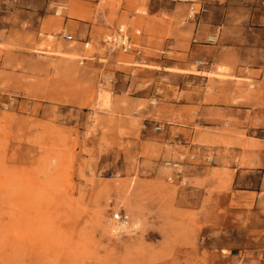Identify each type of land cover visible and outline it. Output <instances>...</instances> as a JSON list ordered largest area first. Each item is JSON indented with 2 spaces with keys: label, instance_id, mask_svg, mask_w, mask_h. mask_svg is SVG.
<instances>
[{
  "label": "rangeland",
  "instance_id": "374dc122",
  "mask_svg": "<svg viewBox=\"0 0 264 264\" xmlns=\"http://www.w3.org/2000/svg\"><path fill=\"white\" fill-rule=\"evenodd\" d=\"M152 1L0 0V264H264V167L234 181L227 168L234 148L264 151V140L248 138L264 139V128L241 131L232 119L204 127L160 103L201 83L166 68H182L176 62L187 61L190 29L211 5L237 6L232 13L246 17L248 7L263 15L264 0H157L173 10L158 16ZM122 7L136 16L126 11L113 24ZM73 8L82 16H71ZM105 9L109 28L76 34L78 41L39 35L59 32L67 18L97 23ZM42 11L50 15L41 21ZM153 22L169 29L156 31ZM121 23L142 31L141 53L107 56L100 41ZM48 44L52 51L40 53ZM83 54L95 57L81 64ZM209 76V91L215 77L240 91L256 85L225 63ZM189 122L194 136L170 128ZM117 212L130 215L120 233L111 231Z\"/></svg>",
  "mask_w": 264,
  "mask_h": 264
},
{
  "label": "crops",
  "instance_id": "0c3cea01",
  "mask_svg": "<svg viewBox=\"0 0 264 264\" xmlns=\"http://www.w3.org/2000/svg\"><path fill=\"white\" fill-rule=\"evenodd\" d=\"M156 1L153 0L152 3L148 4L152 15L158 16L172 9L167 4L170 2L163 3ZM93 4L96 3L94 2ZM172 5L175 6L174 3ZM238 8L237 6L230 5H211L209 12L204 15L203 23H200L196 29H190L193 32V43L187 52V61L176 63L187 71H190V68L195 63L201 66L198 69L201 73L188 72L187 75L192 79L201 81V83L183 87L182 92H184V97L182 100L179 97H177L176 101L175 99L167 100L165 97L163 102H160L172 110L185 111L182 114L190 120L194 118L197 121L198 118L200 126L212 127L214 125H223L225 120L232 119L231 125L238 127L237 129L241 131H245L247 128H264V14H257L252 8L248 7L249 11H247L246 17H240L239 13H232ZM219 10H222L221 16L213 19L212 13ZM126 11L127 9L122 7L117 12V18L113 24L119 23V20ZM172 11L169 10L167 13H172ZM110 12L109 9L98 11V13L96 11V14H98L95 16L98 18L97 23L67 18L64 21L63 28L79 36L85 32L86 34L88 32L93 33L95 27L109 28L108 25L111 24L108 18ZM128 13L130 19L136 16L130 11ZM230 13H232L231 16ZM39 15V19L42 21L43 18L48 17L50 14L47 11H42ZM151 27L156 31L163 32L169 29L168 25L164 26L157 22L151 23ZM216 32H220L221 42L217 45L206 43L208 34ZM138 52L141 53L142 50H138ZM167 52H170V50L167 49ZM194 59L200 60L194 62ZM220 63L227 64L236 79H250L254 81L256 85L252 87L253 91L247 92L246 89L240 91V87L236 85V82L228 80L223 83L217 77L214 78V82L211 84L212 90L209 91L208 85L211 77L204 73L215 71L216 66ZM163 89H165L168 95H174L176 92L175 90L171 91V87L169 86H164ZM217 115L221 116L216 117ZM188 125L183 127L182 125L175 124L170 126V128L192 131L191 134L194 136L196 131L193 129V123L189 122ZM172 129L170 130L172 131ZM170 134L171 137L174 135L183 136V134H173V131ZM248 138L254 139L256 142L257 140L258 142L264 140L252 135H249ZM218 162L220 164L218 168L225 167L223 160L221 161L220 159ZM259 167H264L263 150L248 151L246 155H243V151L239 149L236 151L234 148L231 156L228 158L227 168L230 170L232 181L236 177H241L246 173H255V169ZM205 172V169L192 171L190 172V178L194 180V177L198 175H201L198 177L201 178ZM260 187L264 189L263 185ZM246 191L248 194L254 192L253 189H247ZM255 192L259 193L258 190H255Z\"/></svg>",
  "mask_w": 264,
  "mask_h": 264
},
{
  "label": "built area",
  "instance_id": "2783aa9c",
  "mask_svg": "<svg viewBox=\"0 0 264 264\" xmlns=\"http://www.w3.org/2000/svg\"><path fill=\"white\" fill-rule=\"evenodd\" d=\"M201 3V9L198 11L195 9V7L192 5L190 7V15L191 16H197L200 12L204 10V6L202 7ZM61 13L59 11H55V15H60ZM142 31L139 29H135L134 31L132 30L131 27L126 26V24H118L115 26L111 27V31L106 34L102 39H101V45L102 48L106 51L107 56L111 55L114 52H122V53H129L132 51L134 48L135 50H138V45L135 41V37L138 35H141ZM39 35H42L44 37H47L48 40H67L70 42L73 41H78L75 35L64 28H62L59 32H40ZM220 40V34L219 32L210 34L207 36V42L216 44ZM92 43L91 38L90 39H85L82 41V44L84 45V48H88L89 45ZM83 52V51H82ZM82 61L81 64L85 62V60L92 59L95 56L94 55H85L83 54L82 56ZM106 59V57H104ZM157 130H161L162 126L159 125L156 127ZM114 220H115V225H123V228L117 229V233H120L122 231H125L129 227L130 223V215L127 213H121L117 212L114 214Z\"/></svg>",
  "mask_w": 264,
  "mask_h": 264
},
{
  "label": "bare ground",
  "instance_id": "6f19581e",
  "mask_svg": "<svg viewBox=\"0 0 264 264\" xmlns=\"http://www.w3.org/2000/svg\"><path fill=\"white\" fill-rule=\"evenodd\" d=\"M60 12V11H59ZM70 15L71 16H74V15H77V16H79V17H81L82 15L81 14H79V13H77V10L75 9V8H73L72 10H71V13H70ZM44 41V40H43ZM48 43V42H47ZM45 48H46V50H44L43 48H41V50L42 51H40V53H50V51H52V45L51 44H48L47 46H45ZM39 52V51H38ZM51 54H54V55H59L57 52H51ZM200 63V62H199ZM167 70H173V71H175V72H178V73H188V72H190V73H201V72H199L198 70H190V71H187V70H184V69H182V68H172V67H168V68H166ZM204 73V72H203ZM204 74H208V75H210V73H204ZM102 98L105 100V101H107L108 99H109V92H104L102 95ZM112 223H113V221H112ZM140 221H135L134 222V226H135V228H137V227H139L140 226ZM129 225H130V223H129ZM121 229V228H123V225H120V224H118V225H113L112 226V228H111V231L112 232H116L117 231V229Z\"/></svg>",
  "mask_w": 264,
  "mask_h": 264
}]
</instances>
